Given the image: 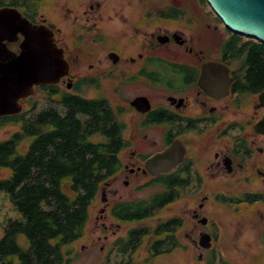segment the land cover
Returning <instances> with one entry per match:
<instances>
[{
	"label": "flooded vegetation",
	"instance_id": "1",
	"mask_svg": "<svg viewBox=\"0 0 264 264\" xmlns=\"http://www.w3.org/2000/svg\"><path fill=\"white\" fill-rule=\"evenodd\" d=\"M72 5L64 36L34 9L16 7L33 24L52 27L68 72L57 83L12 86L7 94L3 80L13 77L26 37L3 40L0 111L20 110L1 114L0 123L57 107L62 96L112 108L123 144L119 170L102 185L101 264L121 262L115 250L130 264L143 247L154 259L180 250L195 264H264V85L248 79L247 50L226 46L229 38L218 48L200 46V18L181 6L148 0L109 16L101 3ZM170 147L177 164L153 174L147 161ZM136 178L161 190L128 198L113 189ZM175 204L177 213L164 215Z\"/></svg>",
	"mask_w": 264,
	"mask_h": 264
},
{
	"label": "trees",
	"instance_id": "2",
	"mask_svg": "<svg viewBox=\"0 0 264 264\" xmlns=\"http://www.w3.org/2000/svg\"><path fill=\"white\" fill-rule=\"evenodd\" d=\"M23 5L35 6L0 0V7ZM226 46L247 50L248 79L263 86L264 44L232 33ZM6 122L20 129L0 141V169L10 171L0 178V192L23 217L7 222L0 264H71L69 246L85 236L92 204L120 168L123 136L113 110L101 99L62 96L57 107Z\"/></svg>",
	"mask_w": 264,
	"mask_h": 264
},
{
	"label": "rangeland",
	"instance_id": "3",
	"mask_svg": "<svg viewBox=\"0 0 264 264\" xmlns=\"http://www.w3.org/2000/svg\"><path fill=\"white\" fill-rule=\"evenodd\" d=\"M30 4L35 5L32 7L34 9L37 18L45 17L48 19V22L55 24L58 28L61 29L62 36L65 35L68 27L66 20L67 9L68 7H73V3L77 6L85 8L92 3H101L102 6L107 9V14L109 16H115L114 10L116 9H125L124 13L129 14L130 10H135L137 5H143L145 1L148 0H28ZM154 5L165 6H181L189 12V15L194 17H199L201 21V30L197 34V39L199 40L200 46L203 47H212L218 48L223 46L224 41L231 37L232 32L229 31L223 22L217 17L216 13L213 11L211 5L207 0H151ZM27 10L26 7H23ZM216 17V19H215ZM210 21L212 27H209L206 22ZM114 19L110 21L112 24ZM200 26V27H201ZM245 39H247L245 37ZM87 95L95 94L93 90L86 89L85 92ZM54 104V103H53ZM56 104V103H55ZM47 105V104H44ZM58 105V102H57ZM20 126L15 122H5L0 123V141L9 139L15 132L19 131ZM26 145V144H25ZM23 145V148H25ZM10 171L8 169H0V178L9 176ZM150 180L146 178H136L133 180L131 186L126 187L123 183H116L113 189L120 190L121 193H125L128 198L132 196L135 198H144L145 196L155 192L160 191L161 186L155 183H149ZM112 189V190H113ZM125 195V197H127ZM102 204V187L99 192L98 197L94 201L90 210V220L86 229L85 236L80 240L74 242L69 246L71 250V256L73 261L71 264H101L104 255L101 252V242L98 241L99 237V228L97 217ZM178 206L168 208L164 213L169 217L177 213ZM169 211V212H168ZM163 215V213L161 214ZM23 216L19 210L14 206L13 202L10 199V196L7 192H0V239L4 235L5 227L7 222L10 219H21ZM130 225L125 226L119 234H124L127 228ZM113 249L111 250V252ZM182 251L175 250L172 253L163 255L158 258H151L149 253L146 252V247H143L135 255V261L130 264H195L192 262H187L186 257H183ZM114 261H117L116 258L119 257L121 262L117 261V264H124L121 254H118L117 251L111 255ZM112 264V263H111ZM129 264V263H126Z\"/></svg>",
	"mask_w": 264,
	"mask_h": 264
},
{
	"label": "water",
	"instance_id": "4",
	"mask_svg": "<svg viewBox=\"0 0 264 264\" xmlns=\"http://www.w3.org/2000/svg\"><path fill=\"white\" fill-rule=\"evenodd\" d=\"M207 1L229 31L264 44V0ZM19 33L26 37L23 45L24 51L14 63L13 77L3 80L5 93L9 94L12 86L17 89L18 86L24 85L30 90L34 85L59 82L68 72V63L63 49L54 39L52 27L44 23L33 24L16 7H0L1 58L8 49L3 44V40H14ZM19 110V108L9 111L4 109L0 111V115L16 113ZM260 128L264 130V118L260 123ZM173 152V147H170L155 154L147 161L148 169L153 174L171 169L178 162Z\"/></svg>",
	"mask_w": 264,
	"mask_h": 264
}]
</instances>
